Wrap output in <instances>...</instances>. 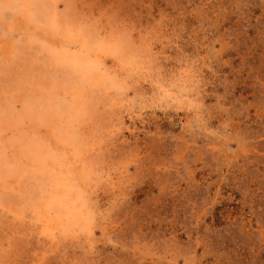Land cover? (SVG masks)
Instances as JSON below:
<instances>
[{
	"label": "rangeland",
	"instance_id": "1",
	"mask_svg": "<svg viewBox=\"0 0 264 264\" xmlns=\"http://www.w3.org/2000/svg\"><path fill=\"white\" fill-rule=\"evenodd\" d=\"M0 264H264V0H0Z\"/></svg>",
	"mask_w": 264,
	"mask_h": 264
},
{
	"label": "bare ground",
	"instance_id": "2",
	"mask_svg": "<svg viewBox=\"0 0 264 264\" xmlns=\"http://www.w3.org/2000/svg\"><path fill=\"white\" fill-rule=\"evenodd\" d=\"M42 38H43V36H42ZM41 46L45 49L46 52L49 53L50 58L55 60V62L72 64V66L76 68L78 73H80V76H81L83 81L88 82L91 80V78H92L91 76L93 74L95 64H93L91 57H89V56L84 57L81 54H78L79 52L77 50L82 49V46L80 45V43H75V42L74 43H68L67 45H65V47L64 46L60 47L57 44L55 45L53 42H51L48 37H45L41 41ZM167 93H169V92H167ZM71 140L72 139H70V141ZM74 149H75V147H74L72 142H63L60 146L57 147V150L55 151L54 155H55V157H57V161L61 165L67 166L69 164V161L72 160ZM43 167L45 169V166H43ZM59 197H60L59 201L64 204L65 196L63 195V196H59ZM53 212H54L55 217H58L60 215V212L57 209H54ZM48 214L49 213H47V215ZM81 214H82V212H81ZM84 217H87V216L84 215ZM61 218L63 219V217H61ZM44 222L45 223L47 222V224L50 227V230H49L51 232L50 235L53 236V237H51V239H52L51 242L55 241V240H53L56 238L55 233L58 232V228H60V227L62 228V226L61 225L59 226V224L54 220L50 222L48 219L47 221H44ZM68 226L62 228L63 233L69 231Z\"/></svg>",
	"mask_w": 264,
	"mask_h": 264
}]
</instances>
